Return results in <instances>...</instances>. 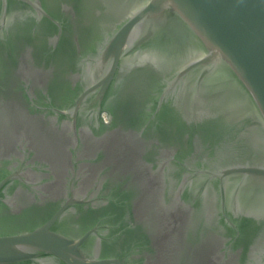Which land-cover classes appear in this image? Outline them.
<instances>
[{
  "label": "water",
  "instance_id": "95a60500",
  "mask_svg": "<svg viewBox=\"0 0 264 264\" xmlns=\"http://www.w3.org/2000/svg\"><path fill=\"white\" fill-rule=\"evenodd\" d=\"M0 264H264V0H0Z\"/></svg>",
  "mask_w": 264,
  "mask_h": 264
}]
</instances>
